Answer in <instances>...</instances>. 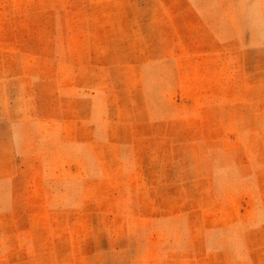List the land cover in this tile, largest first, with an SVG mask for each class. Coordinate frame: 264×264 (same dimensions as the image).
Instances as JSON below:
<instances>
[{
	"label": "rangeland",
	"instance_id": "1",
	"mask_svg": "<svg viewBox=\"0 0 264 264\" xmlns=\"http://www.w3.org/2000/svg\"><path fill=\"white\" fill-rule=\"evenodd\" d=\"M0 264H264V0H0Z\"/></svg>",
	"mask_w": 264,
	"mask_h": 264
}]
</instances>
